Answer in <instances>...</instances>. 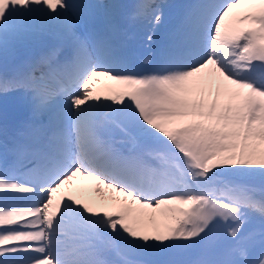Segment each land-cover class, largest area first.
<instances>
[{
    "label": "snow or ice",
    "instance_id": "1",
    "mask_svg": "<svg viewBox=\"0 0 264 264\" xmlns=\"http://www.w3.org/2000/svg\"><path fill=\"white\" fill-rule=\"evenodd\" d=\"M96 7L0 0V50L57 41L0 76L31 109L0 156V264H264V0H195L145 73L78 31ZM163 7L131 17L155 32ZM101 77L118 87L101 94ZM77 176L116 195L83 201Z\"/></svg>",
    "mask_w": 264,
    "mask_h": 264
},
{
    "label": "bare ground",
    "instance_id": "2",
    "mask_svg": "<svg viewBox=\"0 0 264 264\" xmlns=\"http://www.w3.org/2000/svg\"><path fill=\"white\" fill-rule=\"evenodd\" d=\"M161 1L164 5L162 9L164 19L161 26L153 32L146 21L131 17L133 6L137 0H80L87 4L108 5L109 7L93 8L91 10L94 15L93 21L81 24L78 31L92 32L99 39L111 41L115 52L122 51L117 56L124 58L129 63L131 70L139 73L153 71L158 67L160 46L167 34L178 22L184 10L195 2V0ZM149 34L154 36L151 43L147 40ZM55 43L57 41L50 33L38 32L17 43L19 50L17 49L15 56L10 48L7 51H2L0 64L6 60L8 64L0 70V76L13 77L24 72L32 60ZM149 60L151 63L146 62ZM99 79L100 83L95 84L94 87L101 94H104L109 87H118L103 77ZM14 103L16 120L13 121L8 116L0 117V156L7 155L9 160L12 159V150L16 143L22 139V133L26 131V125L31 119L30 103L25 93L16 92ZM2 150L5 152L3 153ZM72 186L73 194L89 203L100 204L103 203L104 198L116 195L100 186L103 193L102 198L101 194L95 191L97 185L93 180L75 178ZM68 190L66 186L64 191ZM108 203L110 204V201Z\"/></svg>",
    "mask_w": 264,
    "mask_h": 264
},
{
    "label": "rangeland",
    "instance_id": "3",
    "mask_svg": "<svg viewBox=\"0 0 264 264\" xmlns=\"http://www.w3.org/2000/svg\"><path fill=\"white\" fill-rule=\"evenodd\" d=\"M9 48L12 50V53L14 54V56L17 53V49L19 50V48L17 47V44L10 45ZM0 53H2V50H0ZM0 60H1V57H0ZM7 64H8L7 60L3 64H0V70H2V68H5L4 65H7ZM11 97H12L11 100L13 101L14 100V94ZM8 99H9V96H4L3 98L0 97V109L1 110L5 109L6 111L10 110V112H11V111H13L14 106L12 105L11 101H8ZM259 227H260L259 221L257 220L253 224V228L258 230ZM258 252H259V248L257 247V249L255 250V253H258Z\"/></svg>",
    "mask_w": 264,
    "mask_h": 264
}]
</instances>
